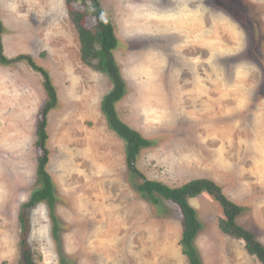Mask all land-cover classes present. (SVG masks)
Instances as JSON below:
<instances>
[{"label":"rangeland","instance_id":"rangeland-1","mask_svg":"<svg viewBox=\"0 0 264 264\" xmlns=\"http://www.w3.org/2000/svg\"><path fill=\"white\" fill-rule=\"evenodd\" d=\"M118 46L125 82L118 118L142 147L126 166L124 142L100 110L112 85L80 60L64 0H0L3 54L30 56L44 68L57 103L47 113L45 149L58 217L46 202L18 216L37 185V128L47 96L26 63L0 64V264H188L179 246L181 211L143 180L169 188L208 179L243 208L236 223L264 246V0H99ZM73 8L82 12L83 7ZM87 29L95 20L86 15ZM200 230L201 264H261L241 240L224 235L219 205L189 201Z\"/></svg>","mask_w":264,"mask_h":264},{"label":"trees","instance_id":"trees-1","mask_svg":"<svg viewBox=\"0 0 264 264\" xmlns=\"http://www.w3.org/2000/svg\"><path fill=\"white\" fill-rule=\"evenodd\" d=\"M243 1L247 3L246 0ZM64 2L67 7L69 19L71 20L70 22H72L78 37L81 62L86 67L104 74L112 85L111 89L106 92L101 100V113L104 115L109 130L124 142L126 166L129 167V170L134 176H139L144 179L132 164L135 162L140 149L153 145L154 141L142 140V137L137 131L122 123L117 116L115 104L124 97L126 86L112 54L118 46L113 25L106 17L99 0H64ZM74 5L82 6L83 11H76L73 8ZM86 15L91 16L95 20V26L92 29H87L83 24ZM2 33L3 25L0 20V64L12 65L22 62L26 63L42 78V86L47 96V101L41 111V120L38 123L36 132L38 137L36 144L42 152V157L38 159L36 173L37 185L39 187L32 192L28 202L21 207L18 222L22 233L27 231L28 221L22 216V211L30 209L41 202H46L52 225V234L54 238H57L56 231L59 229L58 217L55 213V207L53 208L52 204L55 195L51 179L45 171V165L47 163V151L45 149V141L47 139L45 131L47 113L56 106V91L48 72L44 68L37 66L30 56L18 55L11 59L4 56ZM136 189L142 193L143 198H148L155 205L158 204V200L154 198V193L179 208L182 216V232L179 246L188 264H201L198 252L194 246L195 235L200 230V223L197 219L195 209L190 206L188 201L204 193L219 205L222 214V219L218 223L219 230L224 235L243 241L247 253L255 256L261 264H264V246L256 241L254 234L236 223V218L243 212V208L228 200L224 196L221 187L215 182L208 179H196L180 187L169 188L163 184L143 180L142 184ZM19 248L21 250L22 264H35L26 247L24 235L21 236Z\"/></svg>","mask_w":264,"mask_h":264}]
</instances>
